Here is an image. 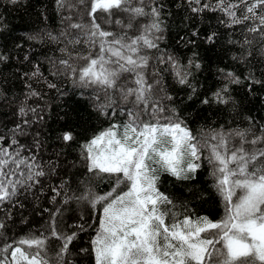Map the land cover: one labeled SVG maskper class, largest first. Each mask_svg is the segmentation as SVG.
<instances>
[{
  "label": "trees",
  "instance_id": "trees-1",
  "mask_svg": "<svg viewBox=\"0 0 264 264\" xmlns=\"http://www.w3.org/2000/svg\"><path fill=\"white\" fill-rule=\"evenodd\" d=\"M89 2L64 0L65 6L59 7L56 0H18L16 4L0 0V54L7 57L0 61V148L13 153L19 151L29 162L34 157L38 165L34 171L44 172L37 178L38 183L28 181L15 197L0 202V224L4 225L0 228V259L8 257L5 264H11V249L5 251V246H17L21 239L29 237L45 240L42 254L49 264H95L92 241L99 230L102 206L92 207L81 197L89 192L106 194L115 186L116 177L87 171L83 145L110 124L126 123L132 98L124 101L115 89L84 84L78 75L59 65L60 60L67 59L78 70L84 66L80 57L98 51L86 36L91 24L87 14ZM159 5L163 7L158 48H145L141 54L148 57L146 78L153 83L159 81L164 89L161 96L174 98L164 104L174 106L198 137L213 131L236 130H248L249 140L253 133L260 135L258 129L264 127V86L254 84L251 92L245 86L250 79L264 81V34L248 32L250 22L229 27L222 23L227 17L220 11L194 14L186 0H130L129 6L143 7L148 15L134 16L126 10H114L111 14H101L98 22L116 37L133 38L153 22L151 8ZM237 13L240 15L242 8ZM71 23L86 27L72 29ZM192 32L198 36L192 37ZM47 33L58 39L50 40ZM212 33L216 36L209 43L206 37ZM33 36L36 39H30ZM73 38L79 43L69 42ZM61 48L66 51H60ZM168 56L190 72L188 79L196 89L191 100L190 89L177 83L172 64L161 63ZM190 60L198 62L200 68L191 67ZM221 70L241 78V84L230 88L235 103L202 104L201 100L206 97L211 100L212 93L222 86ZM133 79L132 75L123 73L118 84L130 87ZM50 84L55 87H49ZM66 131L72 132L73 141L65 143L61 139ZM13 140L17 143L12 144ZM237 140L233 137L231 144ZM207 156L205 150L194 179L178 180L166 172L159 173L157 187L173 202L167 206L170 215L166 223L182 220L186 215L193 220L224 218L225 203L215 187ZM21 168L27 173V168ZM11 178L24 179L19 173ZM121 190H126L123 184L117 193ZM53 228L60 239L52 236ZM73 233L72 242L61 254L62 237Z\"/></svg>",
  "mask_w": 264,
  "mask_h": 264
},
{
  "label": "snow or ice",
  "instance_id": "snow-or-ice-1",
  "mask_svg": "<svg viewBox=\"0 0 264 264\" xmlns=\"http://www.w3.org/2000/svg\"><path fill=\"white\" fill-rule=\"evenodd\" d=\"M17 2L10 0L12 4ZM56 2L59 7L65 6L64 0ZM186 2L194 14L220 11L227 17L222 23L229 27L250 22L248 32L264 34V0ZM129 4L130 0H90L87 14L91 24L86 36L87 41L98 48L97 53L80 57L84 66L78 70L67 59L59 61L66 71L78 75L80 82L98 85L105 90L115 89L124 101L132 98L126 123L110 124L83 145L87 171L116 177L115 186L106 194L89 192L81 197L92 207L102 206L99 230L92 241L95 264H264V147H255L264 145V127L258 129L260 135L253 133L251 140L248 139V130L213 131L202 137L195 135L177 109L164 104L174 98L161 96L164 89L159 86V81L149 82L144 74L148 57L141 53L145 48H158L157 41L161 36L157 33L161 32L163 6L151 8L153 22L133 38L116 37L98 22L101 14H111L114 10H126L134 16L148 15L143 7ZM241 8L242 13L238 15L237 9ZM69 27L84 30L86 26L71 23ZM191 35L196 37L198 33L192 32ZM47 36L50 40L58 39L52 33ZM60 36H66V33H60ZM215 36L212 33L206 39L211 43ZM69 42L79 43L75 38ZM5 59L7 57L0 54V61ZM161 63L172 64L177 83L190 89L188 99L191 100L196 89L188 79L190 72L181 69L171 56ZM189 65L200 68V64L193 60ZM221 72L222 86L212 93L211 100L207 97L201 100L202 104L235 103L230 88L241 84V78L232 72ZM123 73L134 77L133 86H119ZM254 84L264 86V81L250 79L245 87L251 92ZM20 112L23 114L24 109L21 108ZM248 119L255 123L252 117ZM233 137L238 138L235 144H231ZM61 139L68 143L74 136L66 131ZM16 143V140L12 141V144ZM205 150L208 152L207 162L213 169L215 187L225 203L224 218L219 221L207 217L193 220L186 215L182 220L166 223L170 215L167 206L173 202L157 187L159 173L166 172L178 180L194 179ZM21 166L27 168V173ZM36 167L34 157L29 162L19 151L13 153L0 148V202L11 200L28 181L38 183L37 178L44 172L34 171ZM18 173L24 179L11 178ZM121 184L126 190L117 193ZM2 227L4 225L0 224ZM51 234L61 238L55 228ZM73 236L74 233L62 237L61 254L68 249ZM44 246V239L29 237L21 239L17 246L6 245L4 250L11 249V264H49L42 254ZM7 259H0V264H5Z\"/></svg>",
  "mask_w": 264,
  "mask_h": 264
}]
</instances>
